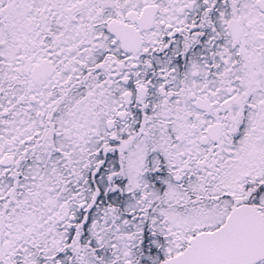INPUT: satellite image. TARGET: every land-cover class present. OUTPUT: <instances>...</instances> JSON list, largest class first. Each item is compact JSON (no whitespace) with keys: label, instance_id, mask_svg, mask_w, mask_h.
<instances>
[{"label":"snow or ice","instance_id":"snow-or-ice-1","mask_svg":"<svg viewBox=\"0 0 264 264\" xmlns=\"http://www.w3.org/2000/svg\"><path fill=\"white\" fill-rule=\"evenodd\" d=\"M0 264H264V0H0Z\"/></svg>","mask_w":264,"mask_h":264}]
</instances>
